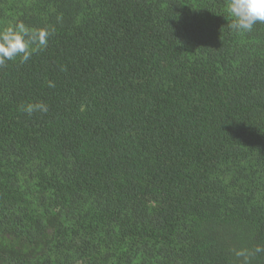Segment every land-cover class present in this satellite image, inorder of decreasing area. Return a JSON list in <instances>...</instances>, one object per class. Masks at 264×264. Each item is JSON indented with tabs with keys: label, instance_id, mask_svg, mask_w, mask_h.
<instances>
[{
	"label": "trees",
	"instance_id": "trees-1",
	"mask_svg": "<svg viewBox=\"0 0 264 264\" xmlns=\"http://www.w3.org/2000/svg\"><path fill=\"white\" fill-rule=\"evenodd\" d=\"M226 5L0 0V28L54 29L0 66V264H236L264 246V24L230 30Z\"/></svg>",
	"mask_w": 264,
	"mask_h": 264
},
{
	"label": "clouds",
	"instance_id": "clouds-1",
	"mask_svg": "<svg viewBox=\"0 0 264 264\" xmlns=\"http://www.w3.org/2000/svg\"><path fill=\"white\" fill-rule=\"evenodd\" d=\"M226 11L233 19L227 27L233 31L251 32L257 22L264 24V0H227ZM54 29L48 27L30 28L23 21L0 28V66L19 58L26 63L33 52L45 49ZM48 87L54 88L55 83L48 81ZM22 112L47 113L48 105L43 101L28 102L20 106ZM236 264H252V257L264 253V246L257 245L254 249H232Z\"/></svg>",
	"mask_w": 264,
	"mask_h": 264
}]
</instances>
